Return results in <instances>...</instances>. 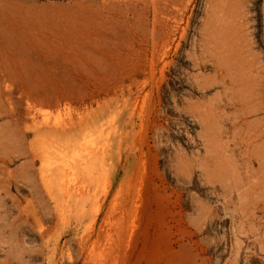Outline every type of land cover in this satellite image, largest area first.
I'll return each instance as SVG.
<instances>
[{"label":"rangeland","instance_id":"374dc122","mask_svg":"<svg viewBox=\"0 0 264 264\" xmlns=\"http://www.w3.org/2000/svg\"><path fill=\"white\" fill-rule=\"evenodd\" d=\"M0 264H264V0H0Z\"/></svg>","mask_w":264,"mask_h":264},{"label":"bare ground","instance_id":"6f19581e","mask_svg":"<svg viewBox=\"0 0 264 264\" xmlns=\"http://www.w3.org/2000/svg\"><path fill=\"white\" fill-rule=\"evenodd\" d=\"M147 93V92H146ZM55 97V96H54ZM57 98V97H56ZM146 98V97H145ZM144 102H145V100H144ZM150 107V106H149ZM144 110V109H143ZM147 110V109H146ZM150 115H151V112H150ZM143 117V116H142Z\"/></svg>","mask_w":264,"mask_h":264}]
</instances>
